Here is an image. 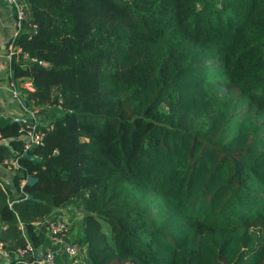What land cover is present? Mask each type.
Segmentation results:
<instances>
[{
  "label": "trees",
  "instance_id": "trees-1",
  "mask_svg": "<svg viewBox=\"0 0 264 264\" xmlns=\"http://www.w3.org/2000/svg\"><path fill=\"white\" fill-rule=\"evenodd\" d=\"M22 1L10 78L54 117L34 161L0 116V162L20 155L0 182L7 249L68 207L89 264H264V0Z\"/></svg>",
  "mask_w": 264,
  "mask_h": 264
},
{
  "label": "built area",
  "instance_id": "built-area-1",
  "mask_svg": "<svg viewBox=\"0 0 264 264\" xmlns=\"http://www.w3.org/2000/svg\"><path fill=\"white\" fill-rule=\"evenodd\" d=\"M11 5L15 7V20H16V30L14 33V36L12 37L10 44H9V53L12 55L14 52H17L20 50V48L15 44V37L19 33L20 29L22 28V21L25 16V10L27 9V4L22 0H9ZM24 57L31 58L32 60H37L36 57H30L29 53L25 52ZM41 63H46L42 60H40ZM11 79V87L13 88V92L15 97H17L21 102L23 99H25V91L24 87L32 90L34 89L32 81L29 78H26L24 80H17L15 78ZM61 107V104L59 105ZM26 113L20 116L14 115L13 118L21 123L20 133L19 137L23 139L24 141V150H28L36 155H39V152L36 151L40 148V146L44 145V136H45V130L44 127H52L53 125V117L49 118L47 121H45V118L43 117V106L37 103H32L31 106L27 104L25 107ZM9 140L5 137H2L0 134V142H8ZM23 152L20 153V155H23ZM20 155H10L5 157L3 162H0L5 167L13 170L20 166L19 157ZM27 177L23 179V184L26 183ZM27 197V194H26ZM37 224L40 226L42 224H46L48 227V237L53 242L52 247L46 250L43 255H38V248L33 245L32 242H28V244L25 247L19 248L17 250L16 259H22L27 256L29 252H32L35 255V258L32 260L24 259V261L30 263V264H56L55 259L57 255L61 252L63 249L71 258V262L73 264L81 263V248L77 242H68L66 240L67 232L70 229L69 222L64 219L59 218H49L45 221H38ZM4 228L0 223V253L2 254H9L10 251L6 247V241L4 239L3 233ZM66 264V263H62Z\"/></svg>",
  "mask_w": 264,
  "mask_h": 264
},
{
  "label": "crops",
  "instance_id": "crops-1",
  "mask_svg": "<svg viewBox=\"0 0 264 264\" xmlns=\"http://www.w3.org/2000/svg\"><path fill=\"white\" fill-rule=\"evenodd\" d=\"M16 12L15 7L11 5L9 0H0V116H20L26 113L25 105L14 95L13 88L11 87V55L9 53V44L14 36L16 30ZM31 106V104H29ZM52 113H44L43 117L45 121L52 118ZM13 176V170L5 167L0 163V182L5 185H10ZM54 218L64 219L69 222L70 229L67 232L66 240L68 242H77L81 248V263L78 264H89L86 252V244L79 241L80 234V218L78 210H71L70 208H59L55 211ZM37 228L40 225L37 224ZM53 242L46 237V240L39 245L38 255H43L47 249L52 247ZM17 251H10L9 254L5 255L0 253V264H14V259ZM56 264H73L70 256L62 249L59 255L55 259Z\"/></svg>",
  "mask_w": 264,
  "mask_h": 264
},
{
  "label": "rangeland",
  "instance_id": "rangeland-1",
  "mask_svg": "<svg viewBox=\"0 0 264 264\" xmlns=\"http://www.w3.org/2000/svg\"><path fill=\"white\" fill-rule=\"evenodd\" d=\"M212 84L216 87V89L220 92L223 93V91L226 89V86H224L219 79L217 80L216 78L212 77L211 79ZM53 108H49L47 110L42 109L43 113H49V112H53L52 111ZM241 110L243 111V113L246 112V108L243 107L241 108ZM141 190V189H140ZM146 194V195H145ZM143 193L144 198H146L149 201L150 204V209L154 212L157 213L159 212V210H162L164 206H166L168 204V201L166 200V198L162 197L159 192H157L154 189L151 190H147L146 193Z\"/></svg>",
  "mask_w": 264,
  "mask_h": 264
},
{
  "label": "water",
  "instance_id": "water-1",
  "mask_svg": "<svg viewBox=\"0 0 264 264\" xmlns=\"http://www.w3.org/2000/svg\"><path fill=\"white\" fill-rule=\"evenodd\" d=\"M23 103H24L25 105L27 104V102H26L25 99L23 100ZM23 155L26 156V157H28V158L31 159V160H34V161H41V156L36 155V154H34V153H32V152H30V151H28V150H25V151L23 152ZM37 180H38V176L29 173L28 176H27V180H26V183H25V184H33V183H35ZM27 197H30V198H32V199H36V197H35L33 194H27ZM40 256H41V255H40Z\"/></svg>",
  "mask_w": 264,
  "mask_h": 264
}]
</instances>
